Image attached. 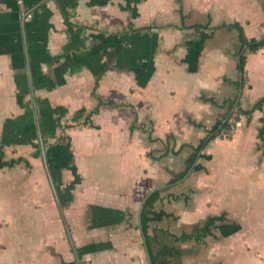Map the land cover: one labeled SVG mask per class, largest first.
Returning <instances> with one entry per match:
<instances>
[{"label": "crops", "instance_id": "obj_1", "mask_svg": "<svg viewBox=\"0 0 264 264\" xmlns=\"http://www.w3.org/2000/svg\"><path fill=\"white\" fill-rule=\"evenodd\" d=\"M236 22L264 38V0H0V147L24 159L0 168V264H149L155 188L150 252L264 264L263 110L239 112L264 96V47L243 81Z\"/></svg>", "mask_w": 264, "mask_h": 264}, {"label": "trees", "instance_id": "obj_2", "mask_svg": "<svg viewBox=\"0 0 264 264\" xmlns=\"http://www.w3.org/2000/svg\"><path fill=\"white\" fill-rule=\"evenodd\" d=\"M224 26L225 25H223V27ZM227 27L237 29L239 31L240 41L243 44L247 45V47L241 52V56H240V70H241V73L243 74V81H244L245 80L244 75L246 72L245 67H246L247 53L248 52H257L259 49L263 48L264 47V38H262V39H247V37L244 35V30H243L242 26L237 22L229 24ZM100 104H103V101L101 99H100ZM98 109H99V107H97L95 110H93L92 113H96L98 111ZM257 109L263 110V117L261 118L262 126L258 130V137H259V140L262 142V146H263L262 151H263V155H264V96L257 100V102L254 104L252 109L245 110V111H239V112L241 114L247 116V122L249 123L252 119L253 112ZM230 130H232V123L230 122V119H228L225 123H223L221 125H217L216 127H214V129L211 131L209 137H207L205 139V141L203 143H201L200 148L201 147L203 148L204 146H206V144L208 142H210L211 140H213L217 136L223 135V133L227 134ZM227 137H230V135L227 134ZM195 157L196 156L192 157V159L190 160V162H189L190 166L193 164ZM23 160H24L23 158H19V159H12V160L6 161L5 157H4V152H3L2 148L0 147V168L13 167L15 164H17ZM190 166L188 167V169L190 168ZM201 168L202 167L200 165H198V164L196 165V170L201 169ZM158 193H159V191L155 192L148 199V201L145 204V207L143 209L142 223H143V229L145 232H146L147 224L149 221L148 213L150 210V206L152 204V201L157 197ZM159 217H160V214L158 215V213H156L155 218L157 219ZM224 220H225L224 214H222L220 216H210L206 220L205 224L203 226L196 228L192 232L191 235L184 234L181 237H177V240H181V241L190 240V239L202 240L205 236H207L208 234H211L212 228L217 221H224ZM147 243H148V246L150 247V239H147ZM149 250H150V248H149ZM150 253H151L153 264H169L168 262L163 260V258L165 256H170V255L177 253V250L173 249L167 245H161L160 250L157 253H155V254L152 252H150Z\"/></svg>", "mask_w": 264, "mask_h": 264}, {"label": "water", "instance_id": "obj_3", "mask_svg": "<svg viewBox=\"0 0 264 264\" xmlns=\"http://www.w3.org/2000/svg\"><path fill=\"white\" fill-rule=\"evenodd\" d=\"M241 91V90H240ZM190 173V171L188 172V174ZM160 188H155L153 190H151L146 196L145 198L143 199V202L140 206V209H139V227H140V230L142 232V235H143V243H144V247L146 249V252H147V257H148V261H149V264H153L152 262V257H151V253L149 251V247H148V243H147V238H146V235L144 233V230H143V224H142V213H143V208H144V205L145 203L147 202L148 198L156 191H158Z\"/></svg>", "mask_w": 264, "mask_h": 264}, {"label": "built area", "instance_id": "obj_4", "mask_svg": "<svg viewBox=\"0 0 264 264\" xmlns=\"http://www.w3.org/2000/svg\"><path fill=\"white\" fill-rule=\"evenodd\" d=\"M15 2L23 8L24 0H15ZM21 15L27 18H30L32 16V13L30 11H25L24 9L21 11Z\"/></svg>", "mask_w": 264, "mask_h": 264}, {"label": "rangeland", "instance_id": "obj_5", "mask_svg": "<svg viewBox=\"0 0 264 264\" xmlns=\"http://www.w3.org/2000/svg\"><path fill=\"white\" fill-rule=\"evenodd\" d=\"M233 123V126H234V130L236 129V128H238V125H236L235 124V120L232 122ZM257 123V121H255V124ZM234 130H233V132H234ZM257 146H259V147H257ZM262 148V145H261V141L259 142V144L257 143V145H256V149H258V150H260Z\"/></svg>", "mask_w": 264, "mask_h": 264}]
</instances>
